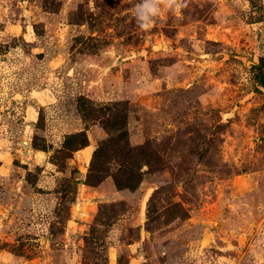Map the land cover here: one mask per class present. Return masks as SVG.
Instances as JSON below:
<instances>
[{"label": "rangeland", "instance_id": "obj_1", "mask_svg": "<svg viewBox=\"0 0 264 264\" xmlns=\"http://www.w3.org/2000/svg\"><path fill=\"white\" fill-rule=\"evenodd\" d=\"M0 0V264H264V0Z\"/></svg>", "mask_w": 264, "mask_h": 264}, {"label": "clouds", "instance_id": "obj_2", "mask_svg": "<svg viewBox=\"0 0 264 264\" xmlns=\"http://www.w3.org/2000/svg\"><path fill=\"white\" fill-rule=\"evenodd\" d=\"M137 22L146 21L141 23L142 28H150L152 26V20L150 17L159 13V0H143V3L136 5Z\"/></svg>", "mask_w": 264, "mask_h": 264}, {"label": "trees", "instance_id": "obj_3", "mask_svg": "<svg viewBox=\"0 0 264 264\" xmlns=\"http://www.w3.org/2000/svg\"><path fill=\"white\" fill-rule=\"evenodd\" d=\"M262 60H264V58ZM259 79V83L264 86V76H261Z\"/></svg>", "mask_w": 264, "mask_h": 264}]
</instances>
